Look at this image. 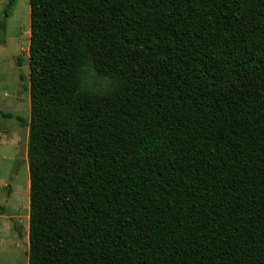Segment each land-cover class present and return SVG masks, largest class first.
I'll use <instances>...</instances> for the list:
<instances>
[{
	"label": "trees",
	"instance_id": "trees-1",
	"mask_svg": "<svg viewBox=\"0 0 264 264\" xmlns=\"http://www.w3.org/2000/svg\"><path fill=\"white\" fill-rule=\"evenodd\" d=\"M29 9L28 264H264V0Z\"/></svg>",
	"mask_w": 264,
	"mask_h": 264
},
{
	"label": "rangeland",
	"instance_id": "rangeland-1",
	"mask_svg": "<svg viewBox=\"0 0 264 264\" xmlns=\"http://www.w3.org/2000/svg\"><path fill=\"white\" fill-rule=\"evenodd\" d=\"M9 2L0 0V264H28L30 9Z\"/></svg>",
	"mask_w": 264,
	"mask_h": 264
}]
</instances>
